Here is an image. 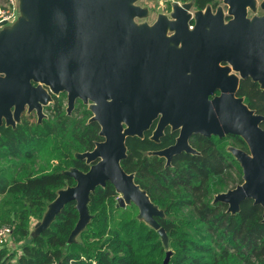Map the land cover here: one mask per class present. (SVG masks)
<instances>
[{"label": "water", "instance_id": "1", "mask_svg": "<svg viewBox=\"0 0 264 264\" xmlns=\"http://www.w3.org/2000/svg\"><path fill=\"white\" fill-rule=\"evenodd\" d=\"M220 1L215 9L195 10L190 2L174 3L169 15L148 24L135 21L148 13L136 0H19L17 20L0 28V127L14 128L23 112L33 111L41 123L52 96L66 92V113L77 98L90 101V121L99 124L103 138L92 150L75 153L89 168L62 171L75 184L57 191L32 235L73 202L78 219L67 241L75 242L92 217L90 194L109 182L117 205H135L137 218L167 247L156 220L163 210L121 166L126 138H142L156 119L152 139L159 140L167 127L179 132L173 144L151 152L166 165L181 152L199 153L189 144L193 134L242 138L247 151L227 148L242 182L215 194L213 203H225L235 214L251 199L262 207L264 223V116L237 96L241 79L264 89V13H255L264 11V0ZM215 91L220 94L210 98Z\"/></svg>", "mask_w": 264, "mask_h": 264}, {"label": "trees", "instance_id": "2", "mask_svg": "<svg viewBox=\"0 0 264 264\" xmlns=\"http://www.w3.org/2000/svg\"><path fill=\"white\" fill-rule=\"evenodd\" d=\"M178 1L190 2L194 9L219 5V0ZM237 96L264 116V89L257 82L241 79ZM52 99L49 116L41 123L32 113H24L14 128H0V159L13 161L9 168L0 167V203L4 204L0 221L10 224L14 242H21L18 255L0 249V264H163L167 252V264H264L262 207L245 199L231 214L225 203H213L219 188L212 182L231 168L241 170L227 151L228 146L247 150L237 135L196 134L190 144L199 153L175 155L168 166L165 158L151 152L173 143L176 133L166 131L159 143L149 138L150 133L127 137L121 166L134 174L135 183L163 210L165 216L156 220L168 236L167 247L156 230L137 218L135 205H117L118 194L109 182L90 194L92 217L75 242L67 241L78 219L73 202L48 228L32 235L30 221L42 218L59 189L74 185L62 171L89 168L75 153L92 150L101 140L98 123L88 121L89 111L67 115L62 99L55 95ZM33 157L44 162L47 171L32 168ZM184 209L192 210L194 217H186Z\"/></svg>", "mask_w": 264, "mask_h": 264}, {"label": "rangeland", "instance_id": "3", "mask_svg": "<svg viewBox=\"0 0 264 264\" xmlns=\"http://www.w3.org/2000/svg\"><path fill=\"white\" fill-rule=\"evenodd\" d=\"M257 1L259 2L260 0H257ZM135 3L139 6L146 7L148 9L147 15L143 18H136V21L138 23L146 22L148 24H152L153 22L156 21L157 16L159 14L169 15V13L171 12L172 5L174 3H181V2H179L178 0H136ZM220 4H222V2L219 0V5ZM192 9H194V7ZM255 13L257 15H261L264 13V11L258 8ZM59 97L62 99L63 106L66 107V94H60ZM51 104L52 103H49L47 106L44 107V113L46 114V118L49 116V112H50V110L47 108L48 106H51ZM78 107H80V105L75 103L74 110ZM34 118L37 120L36 114H34ZM12 162H13L12 160H9L7 158L0 159V167L9 168ZM29 163H30V166L34 168L37 172H40L43 170L47 171L48 169V167L44 164V162H41L36 157H33V159H31ZM239 179L242 180V171L241 170L239 171L236 168H231L230 170L226 171L223 174V176L217 178L212 183H214L213 187L219 188V192H224L228 189L234 188L237 184H240ZM3 208H4V204L0 203V213H2ZM183 214L186 217H190V218L194 217V214L192 213V210L190 209H184ZM39 221L40 220H36V223ZM0 224H8V223H3L2 221H0ZM34 228H35V225L33 224L30 225L31 234H33Z\"/></svg>", "mask_w": 264, "mask_h": 264}, {"label": "built area", "instance_id": "4", "mask_svg": "<svg viewBox=\"0 0 264 264\" xmlns=\"http://www.w3.org/2000/svg\"><path fill=\"white\" fill-rule=\"evenodd\" d=\"M19 15V0H3L0 2V28L13 24ZM190 27L192 28L191 25ZM13 243L12 226L10 224H0V249L7 248L9 250Z\"/></svg>", "mask_w": 264, "mask_h": 264}, {"label": "flooded vegetation", "instance_id": "5", "mask_svg": "<svg viewBox=\"0 0 264 264\" xmlns=\"http://www.w3.org/2000/svg\"><path fill=\"white\" fill-rule=\"evenodd\" d=\"M135 21H136V19H135ZM137 22V21H136ZM138 23V22H137ZM154 23V22H153ZM152 23V24H153ZM193 20L192 21H190L189 22V24H188V27H189V29H191V27H190V25L193 27ZM168 34H170L171 35V32H168ZM220 66H225V64H221ZM60 94H66V106H67V93L66 92H61V93H59L58 95H55V96H59ZM220 94V91H215L214 92V94L212 95V96H210V98H212L213 96H215V95H219ZM54 96V95H53ZM52 96V97H53ZM53 102V99H52V101L50 102V103H52ZM75 103H77V104H79L80 105V107H78V108H76L75 110H74V108L72 109V111H71V113L69 114V115H71L72 113H75L76 111H78V110H81V111H89L90 113H91V116L93 115V113L91 112V110L89 109V105H90V101H88L87 103H84L81 99H79V98H77L76 100H75ZM75 103H74V107H75ZM45 107V106H44ZM65 107V106H64ZM66 108V107H65ZM24 113H26V112H23L22 113V115L24 114ZM33 115L35 114V112L33 111V112H31ZM31 113H27V114H31ZM22 115H21V117H22ZM68 115V114H67ZM90 116V117H91ZM157 120L158 119H156L155 121H153V123H152V125L150 126V128L148 129V130H146V131H144V134H143V137H144V135L145 134H147V133H150V135H149V138L151 139V140H153V141H155L156 143H159L160 142V140H161V138L163 137V135L166 133V131H169L170 133H176V137H175V140H176V138H177V136H178V130H174V131H172L171 130V128L170 127H167L165 130H164V132H163V135L162 136H160V138H159V140H154V139H152L151 137H152V134H153V131H154V129H155V127H156V124H157ZM88 121H90V118L88 119ZM18 124V123H17ZM99 125V124H98ZM3 127H7V126H5L4 124L2 125ZM1 126V127H2ZM0 127V128H1ZM100 127V126H99ZM13 128V127H12ZM100 131V130H99ZM194 135H196V134H193L192 136H194ZM201 135V134H200ZM100 136V135H99ZM192 136H190V138L192 137ZM203 136V135H202ZM227 136V135H226ZM101 137V136H100ZM132 137H134V136H132ZM142 137V138H143ZM210 137H217V136H210ZM225 137V136H224ZM190 138H189V144H190ZM218 138V137H217ZM223 138V137H222ZM127 139V138H126ZM101 140H103V138L101 137ZM100 140V141H101ZM175 140H174V142H175ZM97 142H99V141H97ZM173 142V143H174ZM173 143H171V144H173ZM170 144V145H171ZM170 145H168V146H170ZM191 145V144H190ZM168 146H166V147H168ZM192 146V145H191ZM193 147V146H192ZM236 147V146H235ZM163 148H165V147H163ZM163 148H161V149H163ZM194 148V147H193ZM239 148V147H238ZM161 149H159V150H161ZM194 149H196V148H194ZM88 151V150H87ZM198 151V150H197ZM228 151V150H227ZM245 151H247V150H245ZM229 152V151H228ZM181 153H186V152H181ZM180 153V154H181ZM178 155V154H177ZM175 156V155H174ZM164 158V157H163ZM173 158V157H172ZM171 161H172V159H171ZM84 162H85V160H84ZM171 163V162H170ZM87 164V163H86ZM165 164H166V159H165ZM88 165V167L90 166V164H87ZM166 166H168V165H166ZM83 171V170H82ZM74 184H75V182H74ZM72 186V185H71Z\"/></svg>", "mask_w": 264, "mask_h": 264}, {"label": "crops", "instance_id": "6", "mask_svg": "<svg viewBox=\"0 0 264 264\" xmlns=\"http://www.w3.org/2000/svg\"><path fill=\"white\" fill-rule=\"evenodd\" d=\"M35 225L36 224V220L32 219L30 221V225ZM10 249L8 250L9 252H16V255H18L21 252V242H14L13 245L11 247H9Z\"/></svg>", "mask_w": 264, "mask_h": 264}]
</instances>
